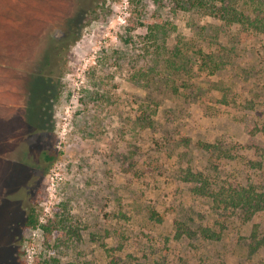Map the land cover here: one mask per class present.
<instances>
[{
    "label": "rangeland",
    "instance_id": "374dc122",
    "mask_svg": "<svg viewBox=\"0 0 264 264\" xmlns=\"http://www.w3.org/2000/svg\"><path fill=\"white\" fill-rule=\"evenodd\" d=\"M263 20L264 0H0V240L39 220L21 264H264V209L234 197L264 195Z\"/></svg>",
    "mask_w": 264,
    "mask_h": 264
},
{
    "label": "trees",
    "instance_id": "16d2710c",
    "mask_svg": "<svg viewBox=\"0 0 264 264\" xmlns=\"http://www.w3.org/2000/svg\"><path fill=\"white\" fill-rule=\"evenodd\" d=\"M195 1L199 5L203 6V0H195ZM224 1L225 0H221V2H224ZM94 2H98V0H94ZM221 10H222V12L228 11L227 6L225 4H222ZM91 11H93L94 13L96 12V10L94 8L91 9ZM220 15H221V17L225 18V16H227V15L228 16H236V15H240V14H220ZM241 15H243V14H241ZM255 21L250 22V24L254 25ZM263 21L261 22V24H262V28L264 29V22ZM71 26H72L71 28H72L73 32L70 35V39H69L68 43L74 39V37L76 36V33H77V29H78L74 25H71ZM63 46H65V44H63L61 47H59V49L57 50L56 53H59L60 50L63 48ZM204 64H206V63H204ZM48 81H50V79H48ZM42 92L43 93L40 94L39 99L34 104H32L33 124L31 127H29L30 130L33 129L34 127H36L37 121L35 119H37L36 117L39 116V111H38V108L36 107V105L39 101H40L39 103H41V104L43 103V101L45 100L44 98H46V94L49 93V90L45 91L43 89ZM148 119H149V117H146V116H143L141 118L142 121H146ZM54 159H55V156H53V155H49V154L45 155V161L46 162H52ZM234 197L238 202L242 203L243 206H248V207L249 206H256V207L262 206L264 209V195L259 196V195L254 194V195H248V196L244 195L243 197L238 195V196H234ZM38 225H39V220H38L37 216L34 214L33 210H31L28 213H26L25 215H23L22 218L15 220L14 223H13V221L11 222V227L9 228V230L6 231V233H3L1 240H0V249H5L8 252V255L5 259L6 261L4 262V264H12L13 263L12 259H13L14 255H16L17 260L20 259L19 246H20L21 242H23V235H22L23 230L26 228L38 227ZM17 246H18V248H17ZM15 253H17V254H15ZM19 264H21L20 260H19Z\"/></svg>",
    "mask_w": 264,
    "mask_h": 264
},
{
    "label": "flooded vegetation",
    "instance_id": "af4514ba",
    "mask_svg": "<svg viewBox=\"0 0 264 264\" xmlns=\"http://www.w3.org/2000/svg\"><path fill=\"white\" fill-rule=\"evenodd\" d=\"M61 25V24H60ZM63 25V24H62ZM64 26L65 27H63V28H56L55 29V33L54 34H48V35H51V38H52V40H51V45H53V47L52 48H58V47H61L63 44H67L68 43V41H69V39H70V35L72 34V26H70V24H68V25H65L64 24ZM47 34H42V35H40V37L38 38V40H37V42H36V44L38 45H40V43L42 42V37L44 38L45 36H46ZM26 36H28L29 37V39H31V37L33 36L32 35V32H28V33H26ZM50 37V36H49ZM42 39V40H41ZM48 42V41H47ZM43 43H46V41L44 40L43 41ZM53 43V44H52ZM50 44H49V46H50ZM36 45V46H37ZM38 45V46H39ZM31 52H34V48L30 51V53ZM22 113H21V115H20V117H21V119H24L25 120V123H26V114H25V108H23L22 109ZM23 120V121H24Z\"/></svg>",
    "mask_w": 264,
    "mask_h": 264
}]
</instances>
